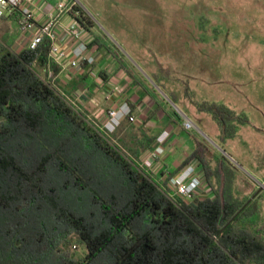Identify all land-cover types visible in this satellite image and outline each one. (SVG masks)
<instances>
[{
	"label": "trees",
	"instance_id": "trees-1",
	"mask_svg": "<svg viewBox=\"0 0 264 264\" xmlns=\"http://www.w3.org/2000/svg\"><path fill=\"white\" fill-rule=\"evenodd\" d=\"M91 46L102 44L95 38ZM52 47L47 36L21 51L0 40V264H264L261 195L238 196L226 159L216 156L213 165L197 140L179 168L199 160L213 196L191 203L173 195L56 89L62 66ZM108 51L141 85L124 55ZM185 92L217 122L223 140L249 120L225 103L197 101L189 87ZM154 139L144 134L137 156ZM74 235L83 256L64 249Z\"/></svg>",
	"mask_w": 264,
	"mask_h": 264
},
{
	"label": "rangeland",
	"instance_id": "rangeland-1",
	"mask_svg": "<svg viewBox=\"0 0 264 264\" xmlns=\"http://www.w3.org/2000/svg\"><path fill=\"white\" fill-rule=\"evenodd\" d=\"M64 1L73 4L77 16L102 44L101 48H91L97 54L95 63L87 68L90 69L91 87L96 86V78H101L102 69L111 77L120 76L118 64L108 51L111 48L120 51L129 66L135 67L149 83L152 93L153 89L157 91L154 94L157 100L170 112L175 109L181 116H176L178 125L169 127L163 112L157 114L155 122H147L145 119L153 108V99H145L137 91L136 97L143 98L137 120L124 119L115 131H108L112 141L156 180L170 184V177L174 174L163 171L165 175L160 179L141 160L147 149L141 151V156L135 153L140 146L139 140L143 138L142 131L173 129L178 132L175 154L181 161L190 150L181 141L179 143V137L184 140L193 135L205 144L213 165L216 156L230 164L236 176L238 196L249 197L260 190L257 194L261 195L259 222H264V0ZM0 40L12 48L20 44L24 47L20 29L11 20L8 23L5 19L0 21ZM66 69L72 74L75 84L65 87L56 77L54 86L77 109L87 110L89 119L106 132L105 122L93 113L90 101L85 98L86 102H81V97L73 95L76 90L84 92L87 89L83 72L78 74L76 69ZM152 75L164 85L165 90ZM114 84L109 83V95L116 91L120 93ZM131 85L124 82L120 86L121 91L126 92ZM186 87L197 101L225 103L247 116L248 122L238 124L234 137L221 139L217 122L209 113L196 109L185 92ZM171 93L176 95L178 104ZM98 95L104 99L106 94ZM110 108L113 105L105 107L106 115ZM187 117L195 123L193 129L185 127ZM2 119L0 115V122ZM200 175L203 180L200 197L213 196L204 170ZM172 193L175 194L174 190ZM71 239L72 244L64 246V249L76 257L83 256L86 252L84 246L76 245L75 235Z\"/></svg>",
	"mask_w": 264,
	"mask_h": 264
},
{
	"label": "built area",
	"instance_id": "built-area-1",
	"mask_svg": "<svg viewBox=\"0 0 264 264\" xmlns=\"http://www.w3.org/2000/svg\"><path fill=\"white\" fill-rule=\"evenodd\" d=\"M38 2L35 0H0V21L11 14H18L20 38L24 47L34 49L45 36L52 40L51 57L56 60L62 68L83 69V63L90 65L96 61L95 54L91 51L90 42L93 38L90 31L81 24L75 16L74 20L62 27L65 29L68 49L61 44L62 34L60 30L61 15L63 13H73V4L66 1H59L58 4L47 12L44 21H39L37 16ZM19 46H22L21 44ZM23 47V46H22ZM23 47V48H24ZM25 49V48H24ZM52 72H50L51 75ZM136 121L137 116L131 106L124 102L118 107L108 110V117L104 123L106 133L115 131L124 119ZM185 127L193 129L195 123L190 119H185ZM171 133L163 130L157 137L158 148L167 146ZM150 152V151H149ZM158 150H152L148 154V159L155 160L158 157ZM203 168L200 167L199 160L192 161L182 167L178 172L170 177L169 187L187 201L194 203L203 188V180L200 175Z\"/></svg>",
	"mask_w": 264,
	"mask_h": 264
},
{
	"label": "crops",
	"instance_id": "crops-1",
	"mask_svg": "<svg viewBox=\"0 0 264 264\" xmlns=\"http://www.w3.org/2000/svg\"><path fill=\"white\" fill-rule=\"evenodd\" d=\"M38 2V7L37 9V16L39 18V21H44L47 15V12L52 9V7L56 6L58 4L59 1L62 0H35ZM78 17L77 14L75 12L73 13H63L61 15V24L60 25V30H61V34H62V39H61V44L63 45L64 48L68 49L69 44L67 43V37L65 34V29L62 28L66 25H68L70 22H72L74 20V18ZM6 20V22L8 23L9 20L16 22V24L18 25L19 28V23H18V14H11L7 17L4 18ZM4 21V20H3ZM96 37L93 36L91 42H90V46L91 44H93L94 40ZM91 48H93L91 46ZM13 49L17 50V51H21L24 48L22 46H15L13 47ZM98 53V52H97ZM95 55L97 56V54L95 53ZM90 69L87 68H83L78 70V74H82L83 72V78L86 79V83H87V89L84 92H80L79 90H76L75 93H73V95L75 97H81V102H86L85 98H87L88 101H90L91 105L93 106L92 108L94 109V114H97V118L99 117V119L101 121H106L108 115H106L105 112V107L108 105H113V107H118L120 106L122 103H124V101H128L129 104H134L135 108H134V113L136 114V116L138 115V113L140 112L141 109V99L142 96L147 99H153V108L149 111V113L147 114L146 117V121L147 122H155L156 121V116L157 114H159L160 112H163V116L168 120V127L169 126H174V125H178L179 124V120L176 117V115L172 112H170L165 106L164 104L160 101L157 100L155 95L156 94V90L153 89V93L151 91V89L148 87L149 83H147V81L144 79V77H142L140 74H137L142 82L141 85H131L132 84V80L129 78L128 74L125 72V70L123 69H119L118 73H119V77L113 75L111 78L108 79H104L102 77V72L105 71L104 69L100 70V76L101 78L99 79H95L96 81V86L93 88L91 87V79L90 77V73L89 71ZM105 75L108 76L107 72L105 71ZM141 76V77H140ZM58 80L59 82L65 86V87H69L70 85L73 86L75 84V79L72 77L71 73H68V70L66 68H62L60 74L58 75ZM124 82H126L128 85H131V88H128L126 90V92H122L121 87L123 86ZM114 84L116 85L115 88L117 90H119L120 93H118L117 91L115 93H113L112 95H109V91H110V85ZM127 86V85H126ZM140 92L142 93L141 97H136V93ZM103 93L106 94L104 96V99H102L98 94ZM162 106V108L156 112L155 109L158 105ZM165 109L168 112V115H165V111L163 110ZM149 131H142V135L144 138V134H148L147 132H149V134H151V136H154L155 139L154 141L151 143L150 147L146 148L147 150L143 153L144 155L141 157V160L143 162H145V160L148 158V154L152 151V150H158V157L153 160V159H148L145 163L146 165L152 170V172H155L158 178H162L164 177V173L163 171H168L171 172L172 170H175L177 168H179V166L183 163V161L190 155V153L193 151V149L195 148V144L197 140H200L198 138H194L193 135L192 136H187L185 137V141L182 140L181 137H179V143L181 141V143H183L184 147L187 148L188 150H190V152L188 153L187 157H185L182 161L177 157V155L175 154V150H177V147L175 146V140L178 136V132L174 131L173 129H167L170 131L171 136L169 138L168 144L167 146H164L162 148H158V144H157V137L160 135V133L165 130V129H148ZM148 134V135H149ZM143 138H141L140 140H143ZM139 140V141H140ZM150 151V152H149ZM195 161V159L190 160L188 163ZM187 163V164H188ZM186 165V164H185ZM184 165V166H185ZM183 166V167H184ZM200 167L203 168L200 164ZM181 168H179L176 172H178ZM175 172V173H176ZM174 173V174H175Z\"/></svg>",
	"mask_w": 264,
	"mask_h": 264
},
{
	"label": "water",
	"instance_id": "water-1",
	"mask_svg": "<svg viewBox=\"0 0 264 264\" xmlns=\"http://www.w3.org/2000/svg\"><path fill=\"white\" fill-rule=\"evenodd\" d=\"M176 106H177V104H176ZM177 109L180 111L179 107H177ZM180 112H181V111H180ZM259 192H260V190L257 191V192L252 196V198H251L250 200L254 199V198L257 196V194H258Z\"/></svg>",
	"mask_w": 264,
	"mask_h": 264
},
{
	"label": "flooded vegetation",
	"instance_id": "flooded-vegetation-1",
	"mask_svg": "<svg viewBox=\"0 0 264 264\" xmlns=\"http://www.w3.org/2000/svg\"><path fill=\"white\" fill-rule=\"evenodd\" d=\"M257 192V191H256Z\"/></svg>",
	"mask_w": 264,
	"mask_h": 264
}]
</instances>
